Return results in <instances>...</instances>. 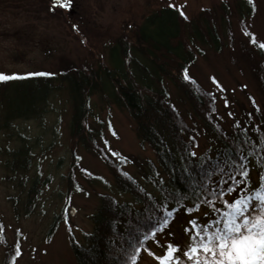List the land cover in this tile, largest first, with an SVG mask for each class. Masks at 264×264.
I'll list each match as a JSON object with an SVG mask.
<instances>
[{
    "label": "rangeland",
    "instance_id": "obj_1",
    "mask_svg": "<svg viewBox=\"0 0 264 264\" xmlns=\"http://www.w3.org/2000/svg\"><path fill=\"white\" fill-rule=\"evenodd\" d=\"M225 1L230 29L220 10L223 0H72L70 9H53L54 0H0V73L25 78L49 73L53 86L59 88L40 105L43 109L36 117L14 119L8 125L7 103H0V220L4 228L0 264H6L11 248L19 249L12 264H78L70 236L80 244L87 243L94 231L100 196L110 194L121 203H134L118 187L95 147L121 162L141 183L147 173L152 174L151 162L159 167L153 150L139 140L130 113L117 102V89L104 67L136 86L144 99L156 90L148 76L161 78L170 100L197 131L196 153L217 147V136L198 119L179 90L154 72L150 61L135 48V32L159 10L180 8L191 20L204 9L212 11L219 46L197 42L196 61L188 74L218 97L217 118L226 130L236 123L264 128V99L254 72L264 66V49L258 47L264 43V0ZM170 21L169 15L160 19L164 27ZM253 37L256 44L251 42ZM65 63L98 83L84 107L82 131L73 141V102L67 83L60 78ZM33 100L37 107L38 94ZM22 103L15 101L17 106ZM23 140L29 147V159L20 168L12 164L13 152ZM36 181L40 191L29 210ZM198 215L179 214L150 244L152 252H145L139 264H159L158 257L167 252L160 244L186 246V226ZM57 219L58 229L49 236Z\"/></svg>",
    "mask_w": 264,
    "mask_h": 264
},
{
    "label": "trees",
    "instance_id": "obj_2",
    "mask_svg": "<svg viewBox=\"0 0 264 264\" xmlns=\"http://www.w3.org/2000/svg\"><path fill=\"white\" fill-rule=\"evenodd\" d=\"M220 10L230 29L227 1L223 0ZM168 15L171 21L168 22L169 26L164 27L160 19ZM185 17V14L181 15L180 8H163L149 16L146 26L135 32V48L150 61L149 67L154 72L157 71L160 77L169 80L179 90L198 119L217 136L218 145L201 155L196 153L197 131L170 100L161 78L148 76L156 85V90L148 99H144L136 86L125 83L104 67L106 77L117 89V102L130 113L136 123L139 140L153 150L159 167L151 162L149 166L152 174L147 173L145 183H141L123 168L121 162H115L101 148L95 147L112 171L118 187L130 194L134 203H121L110 194L100 196V207L93 217L94 231L88 235L87 243L80 244L70 236L71 249L78 264H130V256L137 249L136 264H139L145 252H152L150 244L173 225L179 214L184 217L187 214H200L193 220L198 225L208 224L226 210L225 201H233L246 186L252 191L261 183V177L264 176V128L236 123L230 131L226 130L217 118L218 97L188 74L190 66L196 61L197 42L219 46L212 11L204 9L192 20ZM254 72L264 99V66L255 68ZM96 73L101 76L99 72ZM60 76L67 83L73 102V141L74 136L82 131V121L87 112L84 107L98 83H93L88 75L66 63ZM53 85V78L48 75L0 82V103H7L6 125L14 119L36 117L43 109L39 108L40 105H44L53 97V92L59 89ZM37 94L39 104L36 107L33 97ZM19 100H23V103L15 105V101ZM28 151L29 147L23 140V145L13 152L12 164L26 167ZM242 168L248 171L247 185L240 184L235 192L227 193L223 198L214 195L221 188L229 187L232 183L230 177L243 179L238 175ZM73 176L72 172L71 181ZM225 180L228 183H224ZM39 187L36 181L30 191L29 210L35 205ZM209 200L213 203L206 202ZM168 212L172 215L168 216ZM190 222L186 226L189 236L187 245L194 234ZM0 226V234L4 237L1 220ZM58 226L59 219L52 225L49 236L54 234ZM168 245L159 246L165 251ZM172 245L180 248L187 246L179 242ZM17 249L7 251L6 264H12L16 259Z\"/></svg>",
    "mask_w": 264,
    "mask_h": 264
},
{
    "label": "snow or ice",
    "instance_id": "obj_3",
    "mask_svg": "<svg viewBox=\"0 0 264 264\" xmlns=\"http://www.w3.org/2000/svg\"><path fill=\"white\" fill-rule=\"evenodd\" d=\"M56 6L70 9L72 0H54L53 9ZM181 15H184L182 11ZM251 42L256 44L255 37ZM258 47L264 49V43L259 44ZM184 75L187 79L186 71ZM23 78L25 77L0 73V82ZM238 175L243 179L237 180L235 176L230 177L232 183L229 187L221 188L214 195L223 198L227 193L235 192L240 184L247 185L248 171L242 168ZM224 183L228 181L225 180ZM206 202L213 203L210 200ZM224 204L226 210L220 213L219 218L208 224L198 225L195 220L191 221L194 234L190 236L189 244L186 248L169 244L166 255L158 257L160 264L165 262H171V264H185V262L186 264H264V176L261 177V183L255 190L250 191L246 186L240 190L237 198L231 202L225 201ZM167 215L171 216L172 213L168 212ZM138 252L137 249L130 256V264H136ZM16 255H19V249Z\"/></svg>",
    "mask_w": 264,
    "mask_h": 264
}]
</instances>
